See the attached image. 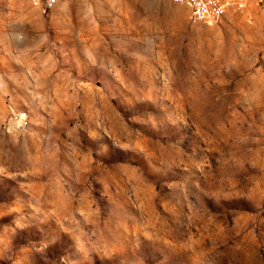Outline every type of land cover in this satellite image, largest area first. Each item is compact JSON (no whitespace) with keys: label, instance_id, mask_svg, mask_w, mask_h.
I'll return each mask as SVG.
<instances>
[{"label":"rangeland","instance_id":"1","mask_svg":"<svg viewBox=\"0 0 264 264\" xmlns=\"http://www.w3.org/2000/svg\"><path fill=\"white\" fill-rule=\"evenodd\" d=\"M0 264H264V8L0 0Z\"/></svg>","mask_w":264,"mask_h":264},{"label":"built area","instance_id":"2","mask_svg":"<svg viewBox=\"0 0 264 264\" xmlns=\"http://www.w3.org/2000/svg\"><path fill=\"white\" fill-rule=\"evenodd\" d=\"M43 14H50L58 5L71 0H29ZM185 6L195 23L213 25L230 12H240L251 6L264 8V0H171Z\"/></svg>","mask_w":264,"mask_h":264}]
</instances>
